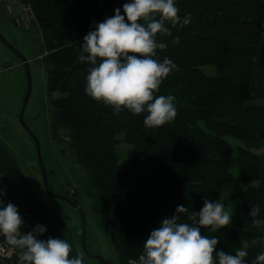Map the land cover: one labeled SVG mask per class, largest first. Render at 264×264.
I'll use <instances>...</instances> for the list:
<instances>
[{
	"label": "trees",
	"instance_id": "1",
	"mask_svg": "<svg viewBox=\"0 0 264 264\" xmlns=\"http://www.w3.org/2000/svg\"><path fill=\"white\" fill-rule=\"evenodd\" d=\"M26 2L43 39L52 131L57 138L60 128L69 133L74 156L86 168L80 181L97 223L115 245L118 264L138 259L150 232L178 205L188 212L178 213L177 222L190 224L188 217L201 210L205 199L222 202L232 175L234 146L228 136L239 141V178L256 183L237 188L231 225L216 232L201 228V233L218 239L217 252L233 255L242 240L264 239V224L254 226L249 215L257 206V219L264 221V152L254 149L264 147V103L253 102L264 98V0H174L181 20L191 13V22L166 24L172 36L156 37L168 47L157 50L155 59L167 57L177 67L155 95H173L177 115L155 128H145L147 112L116 114L85 94L90 65L79 60L83 38L115 9L123 14L128 0ZM71 22L77 28L74 36L66 33ZM173 37L180 43L174 44ZM204 63L214 64L216 74L201 69ZM121 131L132 144L126 158L117 148ZM248 252L245 260L251 264L264 244Z\"/></svg>",
	"mask_w": 264,
	"mask_h": 264
},
{
	"label": "clouds",
	"instance_id": "2",
	"mask_svg": "<svg viewBox=\"0 0 264 264\" xmlns=\"http://www.w3.org/2000/svg\"><path fill=\"white\" fill-rule=\"evenodd\" d=\"M121 9H115L112 17L96 25L95 30L84 36L81 45V63L90 65L86 76L85 94L92 100L103 102L116 114L127 110L133 115L147 112L145 128L163 126L177 115L175 97L159 95L162 81L175 69L176 64L165 57L155 59L157 50L164 51L168 45L156 37L172 36L171 29L191 22V13L183 20L174 0H128ZM141 21L143 23H141ZM172 42L179 44V37ZM2 202V200H0ZM259 207L251 206L252 224L259 227L264 221L257 219ZM188 212L178 205L171 218H164L152 230L143 244L138 259L127 264H246L248 249L264 244V239L242 240V247L235 254L216 251L218 239L202 235L201 228L213 232L232 223L230 210L217 200H204L199 212L192 211L191 223H178V213ZM24 220L18 208L9 202L0 207V236L12 249L19 250L20 264H84L83 254L69 258L72 246L65 239H38L46 232V226L37 224L32 231L22 233ZM251 264H264V252L259 253Z\"/></svg>",
	"mask_w": 264,
	"mask_h": 264
},
{
	"label": "rangeland",
	"instance_id": "3",
	"mask_svg": "<svg viewBox=\"0 0 264 264\" xmlns=\"http://www.w3.org/2000/svg\"><path fill=\"white\" fill-rule=\"evenodd\" d=\"M24 14L29 17L27 22L23 18ZM33 18L34 15L26 0H0V32L29 60L32 77L31 91L22 120L20 112L28 93L26 67L21 63L19 56L0 38V117L2 120L0 127L3 128L2 133L13 144V149L20 157L22 164L26 165L28 173L37 182V188L43 194L48 195L44 174L39 163L36 140L31 132L36 135L40 143V153L50 192L62 194L67 189L72 191L78 189V196L75 199L84 211L85 220L81 212L69 202L63 203L65 208L54 204L50 208L58 213L60 218H64L62 220L64 226L72 232L86 260H92V264H103L100 259L89 257L83 251L84 229L89 253L100 255L117 264L119 257L115 245L110 235L97 223L92 209V199L85 193L80 181L86 175V168L77 162L74 156L69 133L65 128H60L57 138L52 131L53 108L47 87V70L42 63L43 39L40 28ZM76 32V24L69 23L66 33L74 36ZM200 68L209 75L216 74V66L212 63L201 64ZM59 94V92H54L53 96ZM253 102L263 104L264 98L256 97ZM119 138L117 145L119 154L122 158H126L132 144L124 138L123 131L120 132ZM228 138L234 146L230 163L232 175L230 182L222 192V203L225 205V210H230L232 214L237 200V188L241 190L256 182L239 178L235 160L236 145L239 141L232 136ZM254 149L264 152V147ZM48 197L52 198L50 195ZM260 230L264 232V225L260 227Z\"/></svg>",
	"mask_w": 264,
	"mask_h": 264
},
{
	"label": "crops",
	"instance_id": "4",
	"mask_svg": "<svg viewBox=\"0 0 264 264\" xmlns=\"http://www.w3.org/2000/svg\"><path fill=\"white\" fill-rule=\"evenodd\" d=\"M0 123H2L1 117ZM2 129L0 127V200H2L0 207L6 206L9 202L16 205L24 220V225L21 228L22 233L32 231L37 224L46 226V232L37 238L42 240L49 237L65 239L72 246L69 258H75L78 253L82 252L78 248L72 232L67 226H64L62 221L64 218H60L59 214L50 208L53 204L65 208L63 203L67 201L54 196L49 198L47 194H43L37 188V182L28 173L26 165L22 164L20 157L13 149V144L6 139ZM82 254L84 264H92V260H86L84 253Z\"/></svg>",
	"mask_w": 264,
	"mask_h": 264
},
{
	"label": "water",
	"instance_id": "5",
	"mask_svg": "<svg viewBox=\"0 0 264 264\" xmlns=\"http://www.w3.org/2000/svg\"><path fill=\"white\" fill-rule=\"evenodd\" d=\"M24 19L26 21H28V18H27V14H24ZM0 38L1 40L6 43L18 56L19 58L21 59V63H23L26 67V71H27V78H28V93H27V96H26V100L24 102V105L21 109V112H20V117L21 119L23 120V114H24V110L26 108V104H27V100L29 98V95H30V91H31V86H32V77H31V68H30V64H29V60L26 58V56L20 51L18 50L13 44L9 43L7 41V39L3 36V34L0 32ZM31 132V131H30ZM31 134L33 135V137L35 138L36 140V144H37V148H38V158H39V163H40V166L42 168V171H43V174H44V178H45V183H46V188H47V193L48 195L50 196H54V197H59V198H62L64 200H66L67 202H69L70 204H72L74 207H76L82 214V217L83 219L85 220V215H84V211L82 209V207L77 203L76 199L72 198V196L75 195V193L78 191V189H76L75 191H72V190H67L65 191L64 193H53V192H50L49 188H48V181H47V177H46V170H45V167H44V164H43V160H42V157H41V153H40V143H39V140L38 138L36 137V135L31 132ZM85 228V226H84ZM85 229H84V232L82 234V248H83V251L89 255V256H94L98 259H100L102 262L106 263V264H116L114 263L113 261H110V260H107L105 259L104 257L100 256V255H96V254H90L89 251L87 250V247H86V242H85Z\"/></svg>",
	"mask_w": 264,
	"mask_h": 264
},
{
	"label": "built area",
	"instance_id": "6",
	"mask_svg": "<svg viewBox=\"0 0 264 264\" xmlns=\"http://www.w3.org/2000/svg\"><path fill=\"white\" fill-rule=\"evenodd\" d=\"M19 255V250L12 249L11 246L6 244L4 238L0 236V264H11L14 262H20Z\"/></svg>",
	"mask_w": 264,
	"mask_h": 264
},
{
	"label": "flooded vegetation",
	"instance_id": "7",
	"mask_svg": "<svg viewBox=\"0 0 264 264\" xmlns=\"http://www.w3.org/2000/svg\"><path fill=\"white\" fill-rule=\"evenodd\" d=\"M23 18H24V15H23ZM27 18H28V15H27ZM28 20H29V18H28ZM16 21V20H15ZM27 22V21H26ZM16 23L18 24V22L16 21ZM67 190H69V189H67ZM72 198H74L75 199V195L74 196H72Z\"/></svg>",
	"mask_w": 264,
	"mask_h": 264
}]
</instances>
